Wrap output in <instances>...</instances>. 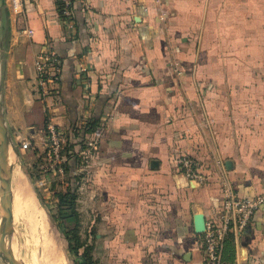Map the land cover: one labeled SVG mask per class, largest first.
Instances as JSON below:
<instances>
[{"label":"crops","instance_id":"1","mask_svg":"<svg viewBox=\"0 0 264 264\" xmlns=\"http://www.w3.org/2000/svg\"><path fill=\"white\" fill-rule=\"evenodd\" d=\"M10 2L0 0V105L11 170L28 181L43 154L33 58L49 43L61 73L51 120L72 149L93 137L97 147L48 187L76 190L94 264H203L194 215H215L216 180L264 194V0H73L70 33L55 0ZM184 154L212 181L186 179ZM225 250L233 264H264V201Z\"/></svg>","mask_w":264,"mask_h":264},{"label":"built area","instance_id":"2","mask_svg":"<svg viewBox=\"0 0 264 264\" xmlns=\"http://www.w3.org/2000/svg\"><path fill=\"white\" fill-rule=\"evenodd\" d=\"M55 1L59 21L70 33L73 29V0ZM19 6L20 0H11L10 7L14 11H18ZM27 33L31 35L32 30L28 29ZM33 66L36 92L46 116L44 127L45 142L41 158L43 160L38 164L36 182L39 186L46 187L50 191V187H48L50 181H56L62 177L65 164L71 157L64 153L63 149L66 145L65 135L55 126L49 113V109L53 107V104L60 100L59 83L61 80L59 59L49 43H46L35 54ZM81 69L85 70V67ZM48 98H52L53 103H49ZM21 147L24 149L28 148L29 142L23 141ZM96 147L97 141L93 137L90 140H85L82 148L78 150L70 149L68 152L76 154L75 156L80 159L81 164L87 165L94 157ZM179 166L183 176L190 181H196L199 184H206L212 181L211 175L201 170L200 163L192 155H182ZM216 181L221 183L222 198L215 215H209L205 218L204 230L200 233L201 248L204 256L203 264H223L222 254L225 240L229 236L233 239L237 238L253 219L264 201V194L245 197L239 195L229 183L221 180Z\"/></svg>","mask_w":264,"mask_h":264},{"label":"bare ground","instance_id":"3","mask_svg":"<svg viewBox=\"0 0 264 264\" xmlns=\"http://www.w3.org/2000/svg\"><path fill=\"white\" fill-rule=\"evenodd\" d=\"M7 162L9 164L14 163L10 154L7 157ZM12 169L11 193L13 221L16 220L23 229L26 228V230L30 232L29 234L37 239V244H34V246L36 245V248L40 249L41 252L40 257L36 259L39 264H64V258L61 254V247L59 243H57L58 241L48 233V222L44 209L39 205L21 169L18 166H15ZM24 238L26 239V237H23V239ZM31 254L33 253L31 252ZM15 256L17 259L20 258L16 254ZM21 259L24 264H36L35 261Z\"/></svg>","mask_w":264,"mask_h":264},{"label":"rangeland","instance_id":"4","mask_svg":"<svg viewBox=\"0 0 264 264\" xmlns=\"http://www.w3.org/2000/svg\"><path fill=\"white\" fill-rule=\"evenodd\" d=\"M41 158H42V155L40 156L39 162H41L43 160ZM39 162L36 164L37 171H38ZM37 178H38V175H34V174H33V178H31V179L28 176L29 185H30L31 189L34 190L35 197H36L39 205L44 209V211L46 213V219L48 222V233L51 235V237H53L55 240L58 241L57 243H59V245L61 247V254L64 258V264H84V263L87 264V262H85V261L89 260V259H87V257L83 256L81 254V252L87 251V253H88V248L90 245L89 242L91 240L90 241L88 240L85 230L80 226L79 228H82V229H80V236H81L80 242L83 245L81 248H79V253L77 255H72V253L68 249V241L66 239L65 232L67 229H70L74 225V219L73 218H67L68 220H65L66 218H64V217L61 218L59 211H58V208L56 206V203H51V199H54L53 193H51V195L53 196L52 198L45 196L44 192L42 193L41 187L42 188H46V187H43V186L40 187L36 182ZM54 182H55V180L50 181V184L54 183ZM50 190H52V189L50 188ZM2 216H3V211H2V208L0 206V223L2 220ZM20 226L21 225H19L18 222H16V220L15 221L12 220V229H11V232L9 234V240L11 242L12 249H14L13 252L18 257H20L19 259L21 261H22L21 258H23L26 260L35 261L36 264H39V262H37L36 259L40 257L41 252H40V249L36 248V245L34 246V244H37V239L34 238L33 236H31V234H29L30 232L27 231L26 228L23 229L22 226L21 227ZM26 232H28V233H26ZM23 237H26V239L25 238L23 239ZM30 239H32V240H30ZM24 246H25V248H24ZM31 252L33 254H31ZM34 256H35V259H34ZM31 257H33V258H31ZM88 257H89V255H88ZM0 264H7V263L0 257Z\"/></svg>","mask_w":264,"mask_h":264},{"label":"water","instance_id":"5","mask_svg":"<svg viewBox=\"0 0 264 264\" xmlns=\"http://www.w3.org/2000/svg\"><path fill=\"white\" fill-rule=\"evenodd\" d=\"M10 140L0 105V206L3 211L0 223V257L7 264H24L16 258L9 240L13 220L11 165L7 162ZM204 221L202 213L194 215V228L197 233H201L204 230Z\"/></svg>","mask_w":264,"mask_h":264},{"label":"trees","instance_id":"6","mask_svg":"<svg viewBox=\"0 0 264 264\" xmlns=\"http://www.w3.org/2000/svg\"><path fill=\"white\" fill-rule=\"evenodd\" d=\"M72 149L68 143L64 146V153L69 156H75L76 154L74 153H69L68 150ZM30 178H33V175L29 173ZM53 196L56 198V206L58 208L59 214L61 218H66L65 220H68L67 218H73L74 219V225L70 228L67 229L65 232L66 239L68 241V249L72 253V255H77L79 253V248L82 247L81 241V236H80V224L78 222V214L75 208V198H76V190L73 188H68L66 191H61V190H53ZM66 216V217H65ZM227 243L232 242V237L229 236L225 240ZM90 248L91 244L89 245L88 248V253L87 251H82L81 254L87 259L85 262L87 264H94V260L92 259V256L90 255ZM225 253V254H224ZM89 255V257H88ZM222 261L223 264H233V253L228 251H224L222 254ZM86 264V263H84Z\"/></svg>","mask_w":264,"mask_h":264}]
</instances>
